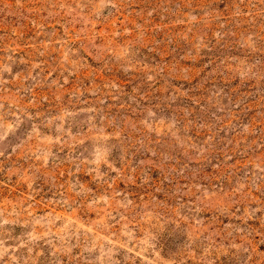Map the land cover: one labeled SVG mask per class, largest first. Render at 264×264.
Returning a JSON list of instances; mask_svg holds the SVG:
<instances>
[{
    "label": "rangeland",
    "instance_id": "1",
    "mask_svg": "<svg viewBox=\"0 0 264 264\" xmlns=\"http://www.w3.org/2000/svg\"><path fill=\"white\" fill-rule=\"evenodd\" d=\"M0 264H264V0H0Z\"/></svg>",
    "mask_w": 264,
    "mask_h": 264
}]
</instances>
